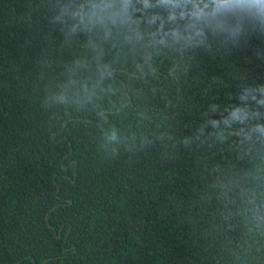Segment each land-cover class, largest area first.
<instances>
[{"label": "trees", "instance_id": "16d2710c", "mask_svg": "<svg viewBox=\"0 0 264 264\" xmlns=\"http://www.w3.org/2000/svg\"><path fill=\"white\" fill-rule=\"evenodd\" d=\"M157 3L0 0V264H264V12Z\"/></svg>", "mask_w": 264, "mask_h": 264}, {"label": "clouds", "instance_id": "9594fccd", "mask_svg": "<svg viewBox=\"0 0 264 264\" xmlns=\"http://www.w3.org/2000/svg\"><path fill=\"white\" fill-rule=\"evenodd\" d=\"M144 3H146V0H143ZM248 3L257 5L259 9L264 12V0H247ZM128 3H130V0H128ZM160 3L164 4H170L172 6V10L165 9L162 12H155L149 13V19L148 23L151 25L155 21L159 20L160 24L157 27V31H163V26L165 24L171 23L173 21H187V23L184 25V36L182 37L183 44L188 45L192 43V33L196 29L195 21H198L201 17H207L208 13L204 11L205 8H207V4H204L202 7L198 4H191V7H189L190 0H158L157 5H154L153 8H156L159 6ZM179 8L180 11L177 13L175 9ZM108 11L103 12L100 9H96V11H93L91 14L81 17V22H87L90 26L93 24H103L105 17H116V16H123L127 13V7L123 9L122 12H117L112 10V6H108ZM137 11H140L142 15L145 12L144 8L137 9ZM99 13V14H97ZM239 23V19L237 20ZM112 23L115 24V19L112 20ZM136 23H139V18L137 19ZM128 25L122 21L121 25L117 26V29L115 33L112 32L111 29L106 30L107 35H115L117 38L123 37L124 40L127 42L131 39V37L127 34ZM167 33L171 35L173 39H180V29L178 28H169L167 30ZM138 39L139 34L136 33ZM196 38L203 40V32L202 31H195ZM111 139H115V133L112 134L110 137Z\"/></svg>", "mask_w": 264, "mask_h": 264}, {"label": "water", "instance_id": "95a60500", "mask_svg": "<svg viewBox=\"0 0 264 264\" xmlns=\"http://www.w3.org/2000/svg\"><path fill=\"white\" fill-rule=\"evenodd\" d=\"M76 162V161H75ZM71 203V202H70Z\"/></svg>", "mask_w": 264, "mask_h": 264}]
</instances>
